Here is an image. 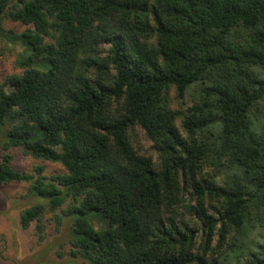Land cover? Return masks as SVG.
Segmentation results:
<instances>
[{
	"label": "trees",
	"instance_id": "1",
	"mask_svg": "<svg viewBox=\"0 0 264 264\" xmlns=\"http://www.w3.org/2000/svg\"><path fill=\"white\" fill-rule=\"evenodd\" d=\"M0 40V184L44 200L23 228L67 217L90 264H264V0H0Z\"/></svg>",
	"mask_w": 264,
	"mask_h": 264
},
{
	"label": "rangeland",
	"instance_id": "2",
	"mask_svg": "<svg viewBox=\"0 0 264 264\" xmlns=\"http://www.w3.org/2000/svg\"><path fill=\"white\" fill-rule=\"evenodd\" d=\"M3 27L17 32L24 29V26L9 20H4ZM22 49L20 45L0 40V87L7 89V77L21 73L16 60ZM2 153L0 149V156ZM10 153L11 166L16 170L34 173L35 167L42 166L46 177L65 172L59 164L32 158L21 148L10 149ZM29 186L28 182L17 181L0 184V264H90L84 258L70 253L67 243L70 221L67 217L63 216L61 224L57 225L54 216L46 213L41 223L42 238L36 230L35 222H31L27 228L21 226L20 212L44 201L29 192ZM70 202L69 198L66 199L57 213H61ZM229 262L232 264L233 260Z\"/></svg>",
	"mask_w": 264,
	"mask_h": 264
}]
</instances>
